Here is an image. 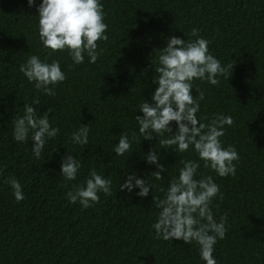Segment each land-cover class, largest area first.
Masks as SVG:
<instances>
[{"label":"trees","instance_id":"1","mask_svg":"<svg viewBox=\"0 0 264 264\" xmlns=\"http://www.w3.org/2000/svg\"><path fill=\"white\" fill-rule=\"evenodd\" d=\"M107 41L98 42L103 54L96 63L85 55L75 64L67 51L49 55L39 39L37 8L28 0H0V264H206L196 242L157 238L152 225L160 198L183 167L180 160L200 164L196 179L212 176L223 200L210 207L217 222L227 217L226 237L217 239L213 257L217 264H264V0H100ZM209 41V53L227 66L228 76L217 77L218 86L194 80L192 95L204 92L197 118L208 123L217 115L231 116L223 147L239 154L235 176L219 177L204 166L190 147L180 153L161 147L159 139L144 140L135 116L142 102L151 103L157 85V53L170 37L194 40L191 30ZM59 61L66 79L54 96L37 92L19 71L30 56ZM40 103L33 105L34 98ZM41 116L49 108L50 125L59 129L47 139L41 158L33 141L13 139L15 119L23 105ZM81 125L89 126V143L71 140ZM173 132L177 130L172 122ZM133 133L136 138L133 139ZM127 135L131 149L114 152L119 137ZM167 170L163 180L151 174L155 165L143 159L154 148ZM71 154L81 163L77 178L61 175L62 157ZM112 181V195L84 208L69 203L67 193L82 185L90 172ZM135 173L154 187L147 197L120 191L127 174ZM15 178L24 200L17 202L7 181Z\"/></svg>","mask_w":264,"mask_h":264},{"label":"clouds","instance_id":"2","mask_svg":"<svg viewBox=\"0 0 264 264\" xmlns=\"http://www.w3.org/2000/svg\"><path fill=\"white\" fill-rule=\"evenodd\" d=\"M36 0H28L29 7H33ZM39 39L49 50V55L58 51H67L75 64H82L85 55L90 63H96L103 54L98 51V42L107 41L105 35L108 25L104 22L103 5L100 0H42L37 8ZM196 39L184 40L172 36L167 46L157 53L156 75L153 83L157 85L151 97V103L142 102L139 112L143 116H135L139 125V133L144 140L161 137V147L172 148L180 153L187 152L190 147L197 153L206 168L214 171L219 177L235 176L236 162L239 154L234 146L223 147L221 138L225 136L226 126L234 125L231 116L217 115L208 123H201L197 118L200 110L199 101L204 99V92L196 90L197 96L192 95L193 81L206 80L214 86L220 81L217 77L232 75L235 61L222 66L221 61L209 53V41L200 37L197 29L191 30ZM19 71L34 84L37 92L47 96H54V88L66 79L59 61L51 63L42 61L40 57L32 55L26 63L21 64ZM33 105L40 103L39 98L33 100ZM49 108L43 115L38 116L36 109L28 104L23 105V116L15 119L13 139L23 143L29 138L33 141L32 152L37 159L41 158L47 139L58 135L59 129L50 125ZM175 122L177 130L171 127ZM89 126L81 125L74 132L71 140L78 145L89 143ZM133 139L136 134L133 133ZM131 149V141L127 135L119 137V143L114 146V152L123 156ZM146 159L150 165H155L157 171L151 174L156 180H163L167 169L159 163L160 156L154 148L150 149ZM183 165L179 170L178 179H173L163 198L153 196V204L159 209L157 221L152 225L156 237L164 240H180L185 244L196 242L200 247V256L206 264H217L213 257L214 245L217 239L226 237L227 217L221 216L219 222L211 210V203L217 196L223 200L220 187L212 176L196 179L200 164L192 160H180ZM81 163L73 155L62 157L61 175L66 181L77 178ZM9 183L17 202L24 200L22 186L15 178ZM154 186L145 179H138L133 174H127V181L120 185V191L125 189L129 193L138 188L137 195L147 197ZM112 195V181L96 173L90 172L82 185H74L67 193L69 203L79 204L84 208L98 203V193Z\"/></svg>","mask_w":264,"mask_h":264}]
</instances>
